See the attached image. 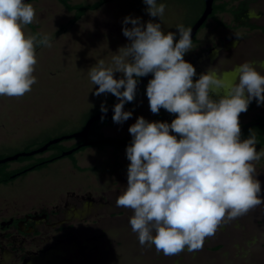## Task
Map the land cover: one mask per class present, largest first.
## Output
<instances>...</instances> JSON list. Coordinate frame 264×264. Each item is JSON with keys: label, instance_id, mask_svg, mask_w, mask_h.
I'll return each mask as SVG.
<instances>
[{"label": "clouds", "instance_id": "obj_1", "mask_svg": "<svg viewBox=\"0 0 264 264\" xmlns=\"http://www.w3.org/2000/svg\"><path fill=\"white\" fill-rule=\"evenodd\" d=\"M144 3L148 14L161 20L166 5ZM35 16L31 3L0 0V96L22 97L36 83V45L52 44L47 35L25 34ZM123 25L130 43L119 48L111 66L100 60L89 70L91 82L98 85L94 94L117 98L112 119L121 124L132 116L124 105L134 101L137 78L151 73L146 87L151 112L163 108L177 115L170 124L140 116L129 127L127 187L116 205L132 210L129 223L141 246L154 245L164 255L202 250L222 223L264 203L253 164L264 149L256 150L253 129L241 140L239 121L253 99L264 105V74L246 61L233 69L238 82H226L213 67L194 82L196 69L184 59L192 50L191 28L177 25L175 40L176 33H165L161 23L151 20L145 25L140 17L126 16ZM116 72L123 78H114ZM210 93L220 98L214 100ZM105 103L102 113L108 110Z\"/></svg>", "mask_w": 264, "mask_h": 264}, {"label": "rangeland", "instance_id": "obj_2", "mask_svg": "<svg viewBox=\"0 0 264 264\" xmlns=\"http://www.w3.org/2000/svg\"><path fill=\"white\" fill-rule=\"evenodd\" d=\"M68 1L75 5L92 4L99 0ZM29 3L35 9L36 16L31 24L35 26L40 36L38 39L47 35L52 46L49 48L36 45L37 63L33 72L36 83L31 86L30 92L22 97L0 96V156L3 158L36 150L53 139L78 132L87 119L102 113V103L106 102L105 106L108 109L117 100L111 93L96 96L94 93L98 85H93L88 73L100 60H103L106 66H111L112 57L119 48L130 43L122 32L126 16L140 17L141 23L145 25L149 20L161 23L162 30L165 33L169 31L176 33L175 40H178L179 32L176 26L183 24L188 28L199 14L202 0H157V4L166 5L161 20L148 14L146 11L148 6L144 0H113L99 10L87 12L72 27H68V22L74 13L67 12L56 0H33ZM258 3L251 11L255 17L261 16L264 21V0H259ZM219 18L225 19L226 16L222 15ZM258 22L264 24L262 21ZM214 25L208 20L197 32L195 47L199 49L213 41L214 32L211 27ZM127 27L132 25L129 24ZM23 30L26 35L33 34L27 26ZM233 43V41L226 43L225 50L219 51L216 57L214 52L205 55L203 73L209 67H213L215 74L221 78V74L226 73L223 79L231 83L238 80V74L233 72L237 65L246 61H251L257 67L264 65V35H260L259 31L246 34L240 50L238 46L234 48ZM238 51L243 52L245 56L236 57ZM233 56L236 59H233ZM219 57H228L229 60L225 65H221ZM258 71L264 74L263 70ZM114 78H123V74L116 72ZM137 98L135 107L124 108V111L132 112L127 121L115 123L113 116L107 123L99 121L97 127L101 132L106 135L127 137L131 135L129 127L138 117L143 116L148 121L151 114L149 100L147 96L138 95ZM248 119L249 116L239 121L244 123ZM170 134L178 135L171 130ZM98 137H100L98 134L92 133L90 139ZM76 141L67 140L63 145L70 146ZM107 146L110 145L104 147ZM104 147H87L72 156L50 163L42 170L30 172L6 186L2 185L0 197L10 202L11 211H23L27 205H40L56 200L69 190V187L71 188L73 181L85 186L89 180L86 175L77 176L71 169L73 159L78 153L82 157L97 161L98 170L101 165L109 167L111 165L116 166L114 171L120 173L128 167L125 164L128 162L127 159H124L125 163H115L113 161L116 159L115 155L112 156L113 160L103 159L100 164L98 160L112 155L101 150ZM260 149L264 148L256 145L258 152ZM47 155L48 152L43 157ZM24 164L10 162L8 167L15 170ZM253 164L257 172L255 178L261 183L259 195L264 199V156L253 161ZM101 181L102 183L97 181L95 185L89 182L84 189L94 192L121 190L115 185L116 182ZM127 212L122 213L118 210L109 218L100 219L102 230L99 228L90 233H81L78 240L70 241L69 244L75 245L80 257L86 255L85 258H90L98 264L108 263L109 260L111 264H132L131 261L138 258L147 264H264V203L251 208L243 216L222 223L214 236L205 239L202 250L189 252L185 248L184 251L173 255L157 252L154 245L141 246L137 234L132 231L129 223L132 210L129 209ZM125 227L127 235L117 236V231ZM86 250L89 252L85 253Z\"/></svg>", "mask_w": 264, "mask_h": 264}, {"label": "flooded vegetation", "instance_id": "obj_3", "mask_svg": "<svg viewBox=\"0 0 264 264\" xmlns=\"http://www.w3.org/2000/svg\"><path fill=\"white\" fill-rule=\"evenodd\" d=\"M258 2L259 0H214L213 7L226 4L228 11L216 14L213 17L212 10L207 21L210 20L215 24L211 27V30L214 32L213 41L198 49L194 46V37L192 40V50L184 55V59L190 62L196 69L197 74L193 77L194 82L199 79L200 74L204 71L203 62L205 55L214 52L216 57L219 51L225 50L226 43L230 41L235 42L240 50L246 34L259 31L260 35H264V31L262 30L264 24H259L260 22H258V20L264 22L261 19L262 17H255L251 11L253 6L259 4ZM202 11L203 8L188 28L200 17ZM222 15L226 16V18L220 19L219 16ZM207 21L203 26L207 24ZM241 30L242 32H240ZM235 56L244 57L245 55L243 52L239 53L238 51V54ZM235 56H233V59H236ZM219 59L221 65H225L229 60L228 57H219ZM253 65L256 69L264 71V65L260 67H257L255 64ZM225 74H221L222 78L227 75ZM147 84L148 82L136 94L133 107L137 104L138 95L147 96L146 94H140L143 89H146ZM220 91V95H222L224 90ZM210 95L214 100L220 98V95L214 93H210ZM176 115L161 108L158 114L151 112L148 121H160L170 124L176 118ZM247 116H249V119L244 123L240 122L241 126L252 122L261 124V119L264 120V105L258 106L256 100L253 99L249 104L247 112L241 113L239 119L242 120ZM84 124L79 131L83 129ZM73 144L67 147H71ZM45 153L32 157L34 159L44 158L43 155ZM6 164L9 165V163ZM25 165L27 163L21 167ZM8 169L11 170L10 168ZM14 180L12 179V181ZM70 186L71 188L69 187V190L59 196V198H56V200L54 199L40 205H27V208L23 211H11L10 202L0 197V264H98L94 263V260L90 258H85L86 255L84 257H80L81 255H79V258L69 259L67 251L72 252L71 249L75 245L69 244V242L78 240L79 234L90 233L100 228L102 222L100 219L109 218L110 216H107L105 211H108L111 203L102 194L93 195L90 190H85V187ZM112 206L116 209V202ZM100 230L102 229L100 228ZM87 252L89 251L86 250L85 253Z\"/></svg>", "mask_w": 264, "mask_h": 264}, {"label": "trees", "instance_id": "obj_4", "mask_svg": "<svg viewBox=\"0 0 264 264\" xmlns=\"http://www.w3.org/2000/svg\"><path fill=\"white\" fill-rule=\"evenodd\" d=\"M67 12L70 13H74L73 17L71 18V20L68 22V27H72L73 25H75L87 12H91V11H96L99 10L101 7H103L104 5L112 2L113 0H99L95 3L92 4H71L68 0H56ZM203 8V0H202V5H201V9ZM228 11L226 8V4H222V5H218V6H214L213 7V17H215L216 14L222 13V12H226ZM195 20V19H194ZM193 20V21H194ZM191 25V24H190ZM189 25V26H190ZM27 27L32 31L33 34H37L36 32V28L35 26H33L32 24L27 25ZM262 30L264 31V28H262ZM40 38V36H38ZM140 94H146V89H143ZM135 104V99L132 102H127L125 103L124 107L128 108V107H133ZM112 117V116H111ZM111 117L104 119V120H100L101 122L107 123ZM261 124H257V123H249V124H245L244 126H241V139H247L249 136V130L253 129V132L256 134V140H257V146L264 148V120H262ZM99 122V121H98ZM95 122L92 124L88 135H87V140L88 141H98V140H115V141H120V142H124L125 144H111V146H114L115 148H120L123 146H129L128 142H130L132 140V138L129 139H122V140H116V139H107V138H103L101 136V134H99V128L97 127V123ZM95 133L98 134L100 137L96 138V139H90L91 138V134ZM180 137L177 135V139H179ZM65 142V141H63ZM62 143H59L55 146H52L48 149V156L44 157V158H39L36 159L37 161H33L34 159L33 157L31 158H19L17 162L24 164L27 163V165L20 167L16 170H9L8 168V164H4V165H0V185H6L9 182L12 181V179H17L19 177H24L27 174H29L30 172L33 171H39L42 170L43 168L47 167L50 163H53L59 159H63L60 157V155L65 152L70 150L71 148H75L78 145H80L81 143L84 142V140H78L75 144H73L71 147H67L65 145H63ZM98 147H104L105 145H97ZM86 148H81L78 151L84 150ZM73 155V154H72ZM71 155V156H72ZM0 158H3L2 156H0Z\"/></svg>", "mask_w": 264, "mask_h": 264}, {"label": "crops", "instance_id": "obj_5", "mask_svg": "<svg viewBox=\"0 0 264 264\" xmlns=\"http://www.w3.org/2000/svg\"><path fill=\"white\" fill-rule=\"evenodd\" d=\"M100 134L103 138H107V139H117V140H122V139H129L132 138L131 135L127 136V137H122L120 135H116V134H110V135H106L103 134L101 132V129L99 130ZM101 150H103L106 153H110L112 155H107L106 157L101 158L100 160H98V162H101L100 164H102L103 159H112V156H116V159H112L115 163H121L124 162V159H127L126 157V148L125 147H120V148H115L114 146H107L102 148ZM83 153H85V151H83ZM128 160V159H127ZM113 162V163H114ZM128 162H130L128 160ZM128 162H126V165H129ZM97 161L94 160H90L89 158L82 157L80 156V154H76L74 159H73V163L71 165V169L73 171V173L77 176H85L89 179L86 181V184H84L85 186L89 184V182L91 183V185H95L97 183V181H99L100 183H102L101 180L106 181V180H111L113 182H116L115 185L117 187H120L121 190L120 191H112V190H105L103 192H94L91 191L93 195H100L102 194L106 200H108L111 203V206L109 207L108 211L106 210L105 212L107 213L106 215L109 216L111 215L115 210H119L120 212L122 211V213L126 212L129 210L128 208H124V207H117L116 209H114V207L112 206L115 202L117 197L123 193L124 189H126L127 187V169L128 167L124 168L120 173H117V171L115 170L116 166H111L110 167L108 165H101L100 169H97ZM101 179V180H100ZM73 186H79V187H85L83 186V184H81L82 186L78 185L77 182L73 181L72 184ZM124 186H126L124 188ZM124 208V209H123ZM110 217V216H109ZM118 232L117 236H123L122 234L127 235L126 232V227L125 228H120ZM126 241V240H125ZM71 246V245H69ZM71 253L67 251L68 255H69V259H74V258H79L78 255V249L76 247L71 249ZM138 258V257H137ZM136 259V258H134ZM129 261V260H128ZM112 262L109 260L107 264H111ZM132 264H147L144 262L143 259L138 258L137 260H133L131 261Z\"/></svg>", "mask_w": 264, "mask_h": 264}, {"label": "water", "instance_id": "obj_6", "mask_svg": "<svg viewBox=\"0 0 264 264\" xmlns=\"http://www.w3.org/2000/svg\"><path fill=\"white\" fill-rule=\"evenodd\" d=\"M33 0H24L25 3H29ZM213 2L214 0H204V7H203V11L200 15V17L192 24V26L190 27L192 29V40L193 38L196 36L197 32L199 31V29L204 25V23L207 21L208 17L211 15L212 10H213ZM153 78V75L150 73L147 76L141 77L139 79L138 85H137V89H136V94L138 93V91L143 88L146 83ZM119 101L117 100L108 110L106 113H100V114H96L92 117H90L89 119L86 120L84 127L81 131L76 132L72 135H68V136H64V137H60V138H56L53 139L49 142H47L46 144H44L42 147L30 151V152H26V153H19L17 155H14L12 157H7V158H0V165L6 164V163H10V162H16L18 161L19 158H29L35 155H39V154H43L45 153L49 147L62 143L63 141H67V140H72V139H84L85 141L83 143H81L79 146L70 149L68 151L63 152L60 157L61 158H67L69 156H71L72 154L76 153L79 149L81 148H87V147H92V146H97V145H113V144H125L124 142H120V141H115V140H98V141H87V135L88 132L92 126L93 123L98 122L100 120H104L107 119L111 116H113L114 114V105L116 103H118ZM104 117L103 119H101V117ZM131 141L128 142V144L130 145Z\"/></svg>", "mask_w": 264, "mask_h": 264}]
</instances>
